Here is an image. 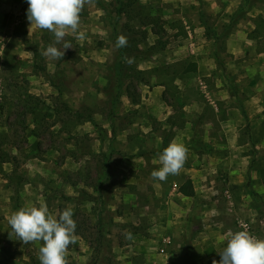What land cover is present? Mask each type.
<instances>
[{
    "label": "rangeland",
    "instance_id": "374dc122",
    "mask_svg": "<svg viewBox=\"0 0 264 264\" xmlns=\"http://www.w3.org/2000/svg\"><path fill=\"white\" fill-rule=\"evenodd\" d=\"M122 2L86 4V38L50 60L27 0H0V264H40L8 218L41 202L73 209L68 264H212L232 233L264 239V0ZM173 141L188 159L154 180Z\"/></svg>",
    "mask_w": 264,
    "mask_h": 264
},
{
    "label": "clouds",
    "instance_id": "9594fccd",
    "mask_svg": "<svg viewBox=\"0 0 264 264\" xmlns=\"http://www.w3.org/2000/svg\"><path fill=\"white\" fill-rule=\"evenodd\" d=\"M27 19L30 28L35 26L54 34V43L42 53L50 60L63 59L65 50L72 44L65 40L73 35L76 40L83 41L86 34L80 31L81 12L85 5H91L94 0H27ZM62 44V50L55 45ZM128 46V38L120 35L116 47ZM125 63L131 65L134 57H125ZM188 148L181 142H171L161 154L159 162L162 165L151 173L154 180L166 181L169 175H179L188 159ZM73 209L66 208L58 217L52 214L46 203L39 206L22 207L11 214L8 224L18 240L23 244L42 241L39 248L40 264H68L67 255L71 245L76 244V221L73 219ZM126 239H132L128 232ZM223 242V238L221 240ZM219 262L212 264H264V239L251 235L246 230L232 233L227 238L226 247L219 252Z\"/></svg>",
    "mask_w": 264,
    "mask_h": 264
},
{
    "label": "trees",
    "instance_id": "16d2710c",
    "mask_svg": "<svg viewBox=\"0 0 264 264\" xmlns=\"http://www.w3.org/2000/svg\"><path fill=\"white\" fill-rule=\"evenodd\" d=\"M117 4H118V13L120 14L123 11V7H124V3L122 2V0H116ZM195 65H191L188 69H185L187 71H193L195 70ZM29 99H32L31 97H29ZM26 107L28 108V112L29 114L32 116L33 121L37 120L40 117V107L37 106L36 104H32L30 103V101H24ZM79 121H88L89 123L95 125V121L93 119L92 116L87 115L84 116L83 114H78L75 116ZM84 119V120H83ZM34 121V122H35ZM179 192L185 196V197H193L194 196V189H193V185H192V181L190 179H187L180 187H179ZM255 197H257V199L259 200V203L262 205L264 204V202L261 200V198L257 195L254 194L253 192H251Z\"/></svg>",
    "mask_w": 264,
    "mask_h": 264
}]
</instances>
